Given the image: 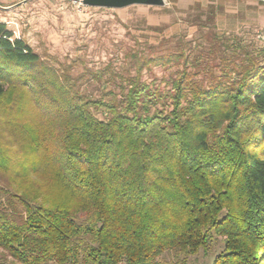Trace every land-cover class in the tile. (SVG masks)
Here are the masks:
<instances>
[{
    "label": "trees",
    "instance_id": "16d2710c",
    "mask_svg": "<svg viewBox=\"0 0 264 264\" xmlns=\"http://www.w3.org/2000/svg\"><path fill=\"white\" fill-rule=\"evenodd\" d=\"M194 42L131 51L103 81L0 21V248L19 264H188L216 235L211 264H264V45L211 28ZM154 67L174 70L145 79Z\"/></svg>",
    "mask_w": 264,
    "mask_h": 264
},
{
    "label": "rangeland",
    "instance_id": "374dc122",
    "mask_svg": "<svg viewBox=\"0 0 264 264\" xmlns=\"http://www.w3.org/2000/svg\"><path fill=\"white\" fill-rule=\"evenodd\" d=\"M176 0H165L163 6L131 5L123 8L87 6L82 0H5L9 9L4 13L7 26L15 36L25 39L44 59L57 68L77 74L104 70L103 81L110 78L111 69L128 65L130 52L141 55L161 53L182 42L195 46L202 33L211 28L226 36H243L247 42L264 45V24L258 23L239 32L222 33L216 16L199 5L182 9ZM204 23V28L200 24ZM174 68L154 67L143 70V77L152 80L168 77ZM83 90L99 97L102 87L98 82L83 85ZM219 236L208 250L189 257L188 264H211L223 250ZM163 259L173 260L172 254ZM0 264H19L0 248ZM55 264V263H49Z\"/></svg>",
    "mask_w": 264,
    "mask_h": 264
},
{
    "label": "crops",
    "instance_id": "0c3cea01",
    "mask_svg": "<svg viewBox=\"0 0 264 264\" xmlns=\"http://www.w3.org/2000/svg\"><path fill=\"white\" fill-rule=\"evenodd\" d=\"M0 0V20L7 24L4 13L9 9ZM177 7L188 9L195 5L212 8L222 33L239 32L245 27L264 24V4L256 0H176Z\"/></svg>",
    "mask_w": 264,
    "mask_h": 264
},
{
    "label": "water",
    "instance_id": "95a60500",
    "mask_svg": "<svg viewBox=\"0 0 264 264\" xmlns=\"http://www.w3.org/2000/svg\"><path fill=\"white\" fill-rule=\"evenodd\" d=\"M87 6L123 8L131 5L163 6L165 0H82Z\"/></svg>",
    "mask_w": 264,
    "mask_h": 264
},
{
    "label": "built area",
    "instance_id": "2783aa9c",
    "mask_svg": "<svg viewBox=\"0 0 264 264\" xmlns=\"http://www.w3.org/2000/svg\"><path fill=\"white\" fill-rule=\"evenodd\" d=\"M257 2H260V3H262V4H264V0H256ZM1 21V20H0ZM1 22H3V21H1ZM5 23V22H4Z\"/></svg>",
    "mask_w": 264,
    "mask_h": 264
}]
</instances>
